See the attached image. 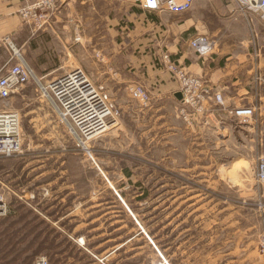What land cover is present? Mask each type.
<instances>
[{
    "label": "rangeland",
    "instance_id": "obj_1",
    "mask_svg": "<svg viewBox=\"0 0 264 264\" xmlns=\"http://www.w3.org/2000/svg\"><path fill=\"white\" fill-rule=\"evenodd\" d=\"M69 49L42 82L81 69L116 122L85 141L32 80L0 99V111L19 114L23 137L20 154L0 159V264H264L257 107L246 123L212 104L197 112L154 82L153 53L100 60ZM138 86L149 101L132 97ZM229 88L236 106H248Z\"/></svg>",
    "mask_w": 264,
    "mask_h": 264
},
{
    "label": "crops",
    "instance_id": "obj_2",
    "mask_svg": "<svg viewBox=\"0 0 264 264\" xmlns=\"http://www.w3.org/2000/svg\"><path fill=\"white\" fill-rule=\"evenodd\" d=\"M26 1L0 0V38L10 36L21 58L44 72L41 79L61 66V54L73 57L71 45L79 44L83 56L99 54L100 60L106 59L104 54L147 52L153 53L155 61L147 68L154 82L173 89L174 95L179 92L178 83L156 63L161 54H167L184 73L221 93L227 107H240L229 87L238 92L240 88L244 104L257 107L264 133L262 12L242 7L238 0H201L182 15L143 11L126 0H60L59 9L39 29L18 14ZM197 35L215 42L213 54L201 58L190 49L189 43ZM9 57L8 48L0 43V69L6 68Z\"/></svg>",
    "mask_w": 264,
    "mask_h": 264
},
{
    "label": "built area",
    "instance_id": "obj_3",
    "mask_svg": "<svg viewBox=\"0 0 264 264\" xmlns=\"http://www.w3.org/2000/svg\"><path fill=\"white\" fill-rule=\"evenodd\" d=\"M137 5L143 11L182 15L189 12L194 4L201 0H126ZM241 6L253 12L264 14V0H238ZM60 0H27L18 14L26 23L37 28L46 26L51 16L59 9ZM76 42L79 38L76 36ZM10 52L6 68L0 69V99L6 100L31 80L36 84L41 97L56 109L62 122L67 124L80 138L90 141L98 138L116 122L113 107L107 94L95 87L81 69H74L61 76L42 82L29 65L21 58L15 42L10 36L0 38ZM191 50L203 58L213 54L215 42L205 35H197L189 43ZM168 70L179 86L182 104L197 112L206 110L212 104L219 111L240 122L254 118V106L227 107L221 93L213 92L204 82L184 73L167 54L163 56ZM133 98L140 102L150 100L143 87L131 89ZM20 116L15 111H0V159L17 156L22 151V132ZM257 182L264 184V156L258 161ZM2 199L0 198V211ZM33 264H50L46 258H38Z\"/></svg>",
    "mask_w": 264,
    "mask_h": 264
},
{
    "label": "water",
    "instance_id": "obj_4",
    "mask_svg": "<svg viewBox=\"0 0 264 264\" xmlns=\"http://www.w3.org/2000/svg\"><path fill=\"white\" fill-rule=\"evenodd\" d=\"M174 97L177 101H182V94L180 92H177L174 94Z\"/></svg>",
    "mask_w": 264,
    "mask_h": 264
},
{
    "label": "bare ground",
    "instance_id": "obj_5",
    "mask_svg": "<svg viewBox=\"0 0 264 264\" xmlns=\"http://www.w3.org/2000/svg\"><path fill=\"white\" fill-rule=\"evenodd\" d=\"M80 241H81V243H84V240L83 239H81Z\"/></svg>",
    "mask_w": 264,
    "mask_h": 264
},
{
    "label": "trees",
    "instance_id": "obj_6",
    "mask_svg": "<svg viewBox=\"0 0 264 264\" xmlns=\"http://www.w3.org/2000/svg\"><path fill=\"white\" fill-rule=\"evenodd\" d=\"M88 243V242H87ZM88 245V244H87Z\"/></svg>",
    "mask_w": 264,
    "mask_h": 264
}]
</instances>
